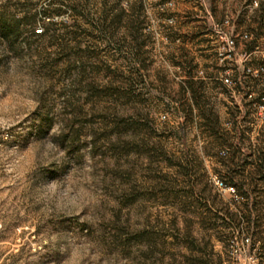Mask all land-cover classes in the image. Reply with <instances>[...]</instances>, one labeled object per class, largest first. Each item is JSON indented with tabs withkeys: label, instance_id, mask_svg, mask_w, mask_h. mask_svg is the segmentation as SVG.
Returning <instances> with one entry per match:
<instances>
[{
	"label": "rangeland",
	"instance_id": "obj_1",
	"mask_svg": "<svg viewBox=\"0 0 264 264\" xmlns=\"http://www.w3.org/2000/svg\"><path fill=\"white\" fill-rule=\"evenodd\" d=\"M223 2L0 0V264H264V112L212 98L238 48L207 37L205 110L173 104Z\"/></svg>",
	"mask_w": 264,
	"mask_h": 264
},
{
	"label": "crops",
	"instance_id": "obj_2",
	"mask_svg": "<svg viewBox=\"0 0 264 264\" xmlns=\"http://www.w3.org/2000/svg\"><path fill=\"white\" fill-rule=\"evenodd\" d=\"M255 0H224V13L228 20L229 28L236 32L237 37L241 32L248 31L253 33V38L250 40H242L238 43V51L240 59L238 65L234 66L235 76L239 79L242 78V83L236 89H228L221 81L218 84V87L215 88V95L212 98H219V103L222 107L225 108V115L227 118L231 116V108H236L239 111L240 115L249 113L254 107L252 100L247 97V93L250 91H255L258 95L262 93V90L259 89L258 83L260 82L259 77L254 75H246L241 69L242 66L252 65L254 67L263 64L264 61V50L261 49V45L264 40V0H257L258 4L254 2ZM191 30H194L192 39H191V49L193 54V62L197 63L196 72L194 74V79L197 81H203L205 87L203 93L208 97V94L212 90L210 83L214 80L215 77H212L207 69L204 75H200L198 72L201 67H203V59L201 52L206 51L210 47V43L216 49L214 40L210 41L207 37H212L218 32L217 23H210L208 27H202L192 24L190 27ZM218 37H223L217 33ZM177 42L182 40V36H176L175 39ZM218 42V41H217ZM259 46V49H255ZM176 61L184 62L182 57H175ZM245 61V62H244ZM241 72L243 73L242 76ZM199 74V75H198ZM185 76L184 78H186ZM246 78H249L248 80ZM218 79V77H217ZM219 80V79H218ZM183 83V82H182ZM183 99L181 101L173 102L174 107L178 106L182 101H186L188 105L193 108V111H197L198 108L195 105L192 93L190 89L184 88L182 90ZM215 102V101H214ZM254 109H256L254 107Z\"/></svg>",
	"mask_w": 264,
	"mask_h": 264
},
{
	"label": "built area",
	"instance_id": "obj_3",
	"mask_svg": "<svg viewBox=\"0 0 264 264\" xmlns=\"http://www.w3.org/2000/svg\"><path fill=\"white\" fill-rule=\"evenodd\" d=\"M157 4V7L164 13H167L171 9H173L176 6V3L178 0H154ZM184 1H200V2H205V0H184ZM256 4H258V1H254ZM168 21L170 23H173V17H169ZM223 24H228V20H225ZM218 27V32L225 37L223 44L218 46L217 49V57L221 61H228L232 59L236 54H237V48H238V40H237V35L234 30H232V34H228L224 32V29L220 28L221 25L217 23ZM43 29H38V31H42ZM253 33L244 31L241 32L240 35L238 36L242 40H250L253 38ZM260 47L257 46L255 49H259ZM245 62V61H244ZM242 72L246 75H254L256 77H262L264 81V64H260L256 67L252 65H245L242 66ZM200 74H204V71L201 70ZM234 73L233 69L230 68H225L223 70V73L221 74V81L222 83L228 88V89H236L239 85H237V81L234 78ZM247 97L252 100L253 105L255 106L256 109L259 110V112L263 113L264 112V91L260 94H256L255 91H250L247 93ZM165 117V115H164ZM216 184H218L220 187H225L228 189L234 190L233 186H227L224 181L220 180L219 178L214 179ZM247 243H250V238L247 237L245 239Z\"/></svg>",
	"mask_w": 264,
	"mask_h": 264
},
{
	"label": "trees",
	"instance_id": "obj_4",
	"mask_svg": "<svg viewBox=\"0 0 264 264\" xmlns=\"http://www.w3.org/2000/svg\"><path fill=\"white\" fill-rule=\"evenodd\" d=\"M43 11L45 12V14H50L49 9H47V8H45ZM15 21L19 22V19H15ZM193 70H194V68L191 67L187 77L183 80L182 90L184 88L190 89L192 96H193V99H194V102H195V105L197 106L198 110L204 111L205 105L207 102L206 96L203 93L205 83L203 81H197L194 79V73H193L194 71ZM189 109L191 112H193V108L190 105H189ZM205 115L207 116V121L209 122L208 123L209 126L210 125L214 126V123L217 122V118H215V120H213L214 123L212 125V123H211L212 121L210 120L208 115L206 113H205ZM259 168L260 169L256 173V176H255L254 181L252 183V185H253L252 191H259L261 194H264V188L260 187V185H259L260 182H264V161H261ZM245 190H246V192L244 194L247 195L246 199L248 201V199H250V196L248 195L249 191L247 189H245ZM259 219H260V217H259ZM258 222L259 221L257 220V223ZM262 232L264 233V231H262ZM263 245H264V240H263Z\"/></svg>",
	"mask_w": 264,
	"mask_h": 264
}]
</instances>
